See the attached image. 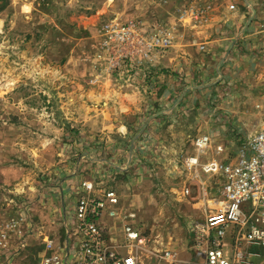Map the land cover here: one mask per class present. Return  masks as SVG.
I'll return each mask as SVG.
<instances>
[{
    "label": "rangeland",
    "instance_id": "374dc122",
    "mask_svg": "<svg viewBox=\"0 0 264 264\" xmlns=\"http://www.w3.org/2000/svg\"><path fill=\"white\" fill-rule=\"evenodd\" d=\"M163 1L0 0V250H10L13 234H20V240H24V213L30 212V218L35 219L29 193H38L41 178L52 172L58 157H63L70 146L67 137L76 130L74 124L84 120L94 88L106 79L114 85L124 77L145 74L146 79L153 80L158 75L157 68L148 64H126L109 71L103 42L108 24L130 19L167 24L176 39L174 27L167 21L156 16L148 21L150 8L163 6ZM233 3L250 12L251 20L258 16L249 44L237 46L238 59L251 58L250 62L243 61L247 75L227 67L226 87L215 90L220 98L215 95L219 108L213 118L223 125L220 142L228 150H238L264 127L262 0ZM191 20L185 18L186 22ZM156 84L152 85L154 89ZM191 115L181 121L185 138L166 150L169 155L158 153L159 161L146 155L145 167L151 171L144 178L136 179L133 174L130 180L120 174L112 185L103 184L118 192L124 211L136 214L134 225L152 242L151 246L174 247L182 254L190 252L187 224L204 217L208 208L216 209L214 203L220 200L216 179L198 168L195 172L182 171L183 159L196 153L198 136ZM176 131L179 129L171 131V137ZM211 143L201 161L215 158V144ZM155 166L160 168L155 170ZM186 188L189 195L184 192ZM14 221L19 226L6 228ZM58 233L64 243L67 233L61 228Z\"/></svg>",
    "mask_w": 264,
    "mask_h": 264
},
{
    "label": "crops",
    "instance_id": "0c3cea01",
    "mask_svg": "<svg viewBox=\"0 0 264 264\" xmlns=\"http://www.w3.org/2000/svg\"><path fill=\"white\" fill-rule=\"evenodd\" d=\"M163 2L155 10L150 8L148 21H153V16L167 21L174 27L176 39L166 54L148 64L157 68L158 75L153 80L146 79L143 73L129 79L124 77L114 85L106 79L94 88L93 101L87 105L84 120L74 124L76 130L73 128L67 137L70 146L63 157H58L52 172L41 178L38 193H29L35 219L30 218V212L24 213V240H20V234L11 235L10 250H0V264H40L51 252L47 244L50 240L66 254L76 240L74 209L83 182L112 185L120 174H126L130 180L133 174L136 179L144 178L151 171L145 167L146 155L149 153L159 161L158 153L168 154L166 150L174 142L177 144L185 138L181 121L189 113L190 121L196 124L195 135L211 136L215 157L237 155L236 148L225 149L220 142L223 125L215 123L217 119L213 118L215 109L219 108L215 95L220 98V93L215 90L226 87L227 67H235L234 72L247 75L243 61L250 62L251 58L238 59L237 46L252 39L258 13L251 20L250 12L234 5L233 0ZM193 12H200V19L191 16ZM189 17L192 20L186 22L185 18ZM175 128L179 131L171 137ZM181 167L182 171L196 170H185L184 159ZM157 168L160 167H154ZM14 222L19 226L18 221ZM104 224L110 227V244L123 251L119 247L125 238L123 225L109 216L104 218ZM60 228L67 233L64 243L58 235Z\"/></svg>",
    "mask_w": 264,
    "mask_h": 264
},
{
    "label": "built area",
    "instance_id": "2783aa9c",
    "mask_svg": "<svg viewBox=\"0 0 264 264\" xmlns=\"http://www.w3.org/2000/svg\"><path fill=\"white\" fill-rule=\"evenodd\" d=\"M262 7L264 12V0ZM174 43L173 29L167 24H146L138 19L113 22L107 25L103 42L107 68L115 71L126 64L152 65ZM210 142V135L198 136L196 153L185 160V169L198 168L217 180L220 196L214 203L216 209L208 208L204 217L187 224L189 253L151 246L152 242L134 225L136 214L123 210L118 192L102 183L86 181L74 209L76 240L66 254L48 241L51 252L40 264H264V127L239 146L234 158L201 161ZM184 192L189 195L190 189ZM106 216L123 225L125 238L119 246L123 251L109 242ZM14 227V223L6 224L10 230Z\"/></svg>",
    "mask_w": 264,
    "mask_h": 264
}]
</instances>
